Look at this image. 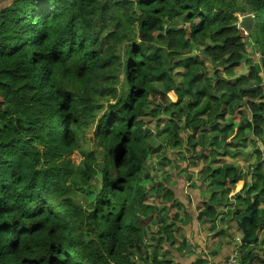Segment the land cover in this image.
<instances>
[{"label": "trees", "instance_id": "trees-1", "mask_svg": "<svg viewBox=\"0 0 264 264\" xmlns=\"http://www.w3.org/2000/svg\"><path fill=\"white\" fill-rule=\"evenodd\" d=\"M235 14L253 15L248 36ZM190 48L215 69L181 58ZM250 49L260 52L257 65L254 55L244 57ZM244 64L248 70L236 76ZM170 93L178 99L164 105ZM241 104L247 117L235 138L264 144V0L0 1V264H137L136 257L166 264L151 244L173 243L176 229L162 211L176 201L168 179L145 175L154 149L144 117L171 111L168 140L191 159L199 155L205 181L229 198L240 184L245 191V174L210 160L235 157L217 128ZM75 150L78 164L69 158ZM250 175L233 214L245 216L248 238L257 240L264 167ZM148 178L152 197L140 185ZM218 203H203L207 224ZM241 250V264L259 256Z\"/></svg>", "mask_w": 264, "mask_h": 264}, {"label": "rangeland", "instance_id": "rangeland-1", "mask_svg": "<svg viewBox=\"0 0 264 264\" xmlns=\"http://www.w3.org/2000/svg\"><path fill=\"white\" fill-rule=\"evenodd\" d=\"M3 3V0H0ZM251 17L253 18L252 14ZM235 16L238 18V22L241 19L242 15L235 14ZM253 23V22H252ZM243 36H248V31L242 30ZM254 52V53H253ZM253 53V54H252ZM181 58L185 57H199L202 61H207L206 65H209L211 67L210 69H215L216 64L214 62H211L207 60L204 56L201 50H197L194 48L187 49L185 51H181L180 54ZM251 55H254L255 60ZM244 57H248V59L252 60V65H257L258 58L260 57V52L255 49H250V53L246 54ZM167 64H169V61H165ZM245 65V64H244ZM259 67V66H258ZM241 67H238L237 70L239 71ZM242 70V69H241ZM240 70V71H241ZM248 70V66H247ZM212 71V70H211ZM210 71V72H211ZM210 72H207L208 75H210ZM259 74H261V70L258 71ZM220 75H224L225 77L229 76L226 73H220ZM232 77H235L233 75ZM182 81L180 78L176 81V88L180 89L182 86ZM250 84L244 85L243 88L247 89ZM177 93H170L166 96L167 104L169 105L177 101ZM240 108H238L232 115H227L223 119V126H219L217 129V133H219L220 136L226 137V140L224 139V144H222L224 150L229 149L230 151H234V158L229 157V155L224 157H217L216 163L210 160V165L215 167L217 164L221 163H231L237 166L238 169H241L243 173L245 174V183H247V187L245 188V191H243V188L241 184L235 187L234 191L237 195L240 197L245 196V194L248 193V184H251V175L252 169L257 165L258 163L261 164V168L264 167V163H261L259 160L262 158V161L264 160V144L261 140L256 139L252 140L250 138L249 140H245L243 137H237V135L233 134V130L239 125L240 120L245 117H247L246 109L241 104L239 105ZM239 111H242L239 112ZM170 112L168 110H155L153 112V116L150 112L144 117L143 122L146 124V128H149V131L145 134L148 137L147 142L151 143L153 146L154 151L150 152L145 160L143 161L144 168L146 170L145 175H152L154 177V181L159 182L164 178L168 179L169 181L174 178L173 176H185V180H187V183L185 184L186 190L189 191V188L195 187L194 181L195 179H202V182H204L205 174L203 173L204 167L206 163L203 160H200L199 155L194 156L193 159L189 158L191 156L189 152L185 150V148L182 146H174L172 143L168 140V133L170 132L164 125L167 123V121L170 119ZM187 118L186 114L183 113L181 123L185 121ZM233 124V125H232ZM232 125V126H231ZM230 127V128H227ZM93 128H90V130L86 133L87 137L92 136ZM179 133L182 136H187L188 130H185L183 128H179ZM251 134V133H250ZM249 135V133H248ZM207 136L212 139V136L210 137V134L208 133ZM255 141V142H254ZM89 143L85 144L86 147H90L88 145ZM255 149H258L261 154L260 156L257 155L255 152ZM221 150V149H220ZM228 150V151H229ZM69 158L74 164H78L79 161L83 158L81 152L79 150H75ZM170 159V161L168 160ZM185 164V165H184ZM148 172V173H147ZM100 178V176H98ZM210 180H206V185L202 187L204 193L207 194V197H211L216 194L219 195L217 197L220 198L221 193L219 188H217L215 185L211 184L209 185ZM152 183V180L150 178L142 180L140 182V185L143 187V189L147 190L149 195L152 197L154 191H156V188H150L148 185ZM240 183L243 184V181ZM214 190V191H213ZM79 192H82V189H79ZM243 192V193H242ZM203 193V194H204ZM82 195H85L84 192L81 193ZM87 199L90 202L93 199V195L89 194V192H86ZM252 195V192L249 193ZM218 198V199H219ZM240 200V198L234 199V202H237ZM232 205V204H231ZM260 214L262 215V210L264 209V203L259 205ZM231 206H227L224 210L225 213L232 211ZM262 212V213H261ZM264 218V213L262 215ZM223 227V225H222ZM155 228V227H153ZM241 230V229H240ZM262 236L264 233L261 234ZM256 244V243H255ZM258 247H260V244H258ZM256 249V248H255ZM141 264V263H139Z\"/></svg>", "mask_w": 264, "mask_h": 264}, {"label": "crops", "instance_id": "crops-1", "mask_svg": "<svg viewBox=\"0 0 264 264\" xmlns=\"http://www.w3.org/2000/svg\"><path fill=\"white\" fill-rule=\"evenodd\" d=\"M173 178L174 181L173 179L168 180L167 183L173 192V200L176 203H165L166 207L162 211V216L167 217L168 224H174L175 236L173 243H168L165 238H162L161 244L160 242L151 244V248L157 250L159 260L166 261V264H207L209 259L221 260L233 251L238 252L241 260L240 252L242 254L241 249H244L255 251L256 255H259L254 258L253 264H262L260 258L264 257V235L261 234L264 233V228L258 232L257 240L248 238L250 241H243L244 232L239 226L241 219L239 221L234 219L237 216L233 214L234 209L227 213L224 212L227 206H231L232 209L235 205L242 203L241 199L234 202V199L239 198V195L229 196V198L221 195L219 198L217 197L219 195L215 194L207 197V194L202 190L204 187L202 179H195V187L189 188L187 191L185 176H173ZM205 202L211 204L219 202L216 206L218 215L209 224L203 220L202 216L199 217ZM162 225H164L163 221L159 226ZM149 227H157V225L150 224ZM134 259L137 264H142L141 259L137 257Z\"/></svg>", "mask_w": 264, "mask_h": 264}, {"label": "water", "instance_id": "water-1", "mask_svg": "<svg viewBox=\"0 0 264 264\" xmlns=\"http://www.w3.org/2000/svg\"><path fill=\"white\" fill-rule=\"evenodd\" d=\"M252 21L253 20H252L251 15L246 14V15L241 16L240 22L237 23L236 26L242 30L248 31L252 26ZM246 71H247V65H243L242 70L239 73H237L236 76L243 75L244 73H246ZM148 131H149V128L145 127L144 134H146ZM244 220H245V217H242L239 223V226L242 227L243 232H244L243 241H250V239H248V233L246 229L244 228Z\"/></svg>", "mask_w": 264, "mask_h": 264}, {"label": "built area", "instance_id": "built-area-1", "mask_svg": "<svg viewBox=\"0 0 264 264\" xmlns=\"http://www.w3.org/2000/svg\"><path fill=\"white\" fill-rule=\"evenodd\" d=\"M207 264H241V260L238 252L233 251L229 256L221 260L209 259Z\"/></svg>", "mask_w": 264, "mask_h": 264}]
</instances>
